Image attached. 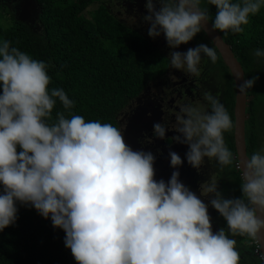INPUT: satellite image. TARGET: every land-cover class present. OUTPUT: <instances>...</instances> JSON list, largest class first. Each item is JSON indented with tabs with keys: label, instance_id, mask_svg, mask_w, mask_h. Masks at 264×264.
<instances>
[{
	"label": "clouds",
	"instance_id": "obj_1",
	"mask_svg": "<svg viewBox=\"0 0 264 264\" xmlns=\"http://www.w3.org/2000/svg\"><path fill=\"white\" fill-rule=\"evenodd\" d=\"M207 3L216 8L211 30L224 34L243 33L264 7V0ZM145 8L149 37L163 34L173 49L172 68L199 76L202 56L216 62V48L205 44L174 51L205 31L209 12L201 0H145ZM253 55L264 58V50ZM257 79L244 80L238 92L246 97ZM50 83L45 62L0 41V231L16 222L20 203L64 231L77 264H239L230 237L264 247V147L235 165L243 180L239 198H224L215 183L207 187L212 208L227 224V232L214 233L208 205L179 180V171L167 183L157 181L155 156L133 150L118 127L64 112L50 123L57 99L69 112L75 104ZM205 100L210 111L180 108L173 139L187 145L185 159L195 169L205 158L233 165L223 135L233 120L218 98L205 93ZM166 131L161 122L153 124L156 138L165 139ZM168 155L172 168L184 163L178 153Z\"/></svg>",
	"mask_w": 264,
	"mask_h": 264
},
{
	"label": "trees",
	"instance_id": "obj_2",
	"mask_svg": "<svg viewBox=\"0 0 264 264\" xmlns=\"http://www.w3.org/2000/svg\"><path fill=\"white\" fill-rule=\"evenodd\" d=\"M34 1L41 31H33L5 7L9 25L5 28L0 24V41L8 40L11 46L45 62L51 77L49 89L62 88L75 101L69 112L57 99L49 122H55L57 112H64L66 117L81 115L86 121L99 120L118 127V114L149 82L165 73L168 60L139 33L116 20L106 7L108 0ZM94 4L97 5L92 8ZM201 7L208 9L212 23L215 6L201 0ZM242 27L243 33H218L231 47L245 80L258 77L247 92L250 100L246 108L245 140L250 157L259 150V121L264 110V58L253 55L256 49L264 50V7ZM195 37L213 47L202 32ZM206 65L207 83H212L216 89L221 87L218 100L233 120L231 75L218 52L216 62L207 58ZM223 135L234 157L233 128ZM236 163L234 158L233 165L221 169L224 173L220 175V185L226 198L241 196L243 181ZM17 209L16 222L0 231V264H77L71 250L65 247L64 231L54 228L50 218H43L31 205L17 203ZM221 220L224 222L220 229L227 232L222 216ZM230 238L237 241L239 264H264L261 255L256 253L258 248L254 241L246 236Z\"/></svg>",
	"mask_w": 264,
	"mask_h": 264
},
{
	"label": "rangeland",
	"instance_id": "obj_3",
	"mask_svg": "<svg viewBox=\"0 0 264 264\" xmlns=\"http://www.w3.org/2000/svg\"><path fill=\"white\" fill-rule=\"evenodd\" d=\"M0 24L5 27V25H9V18H7L8 10H10L11 15L14 16L16 19L26 23L30 26V28L39 33L40 26L38 21L39 11L38 6L35 4L33 0H0ZM6 5V6H5ZM97 4H94L92 8H95ZM109 6V9L111 10L112 14L119 20L124 21L129 27L134 28L135 30L140 31V33L149 39L152 44L159 46L160 48H165V45L167 46V42L161 34L159 37L151 38L148 35V28L150 25L143 20V17L148 15L147 10L145 8V0H111L107 3ZM7 7V9L5 8ZM159 7V5H157ZM198 46L196 43L195 38H193L191 41H189L187 44H182L178 48L174 49V51H180L185 52L188 48H194ZM170 51H173V49L166 50L165 53L168 55ZM169 56V55H168ZM204 57L202 56L201 63L198 65L200 69V75L199 76H193L189 73H187L185 70H182V76H185V78H189V80H193V78H196L200 80L202 74L206 72V67L204 64ZM170 58V56H169ZM172 68V67H171ZM174 69V68H172ZM172 75V71L170 72ZM169 74V75H170ZM164 80V79H163ZM161 81L159 83H156L151 86L145 93H143L138 100L131 101L125 109H123L117 116V122H118V128L123 132L125 141L128 145L131 146V148L134 150L135 147L139 146V136L135 135H141L143 131L148 128V122L154 121L155 119H159L158 122L164 124L165 126L168 125L170 121L173 120V117L166 113V110L169 108H163L162 111L159 110H153V113L145 112L143 113L144 106L148 103V101H155L153 100V96L156 98H161L162 96H165V87L171 82L170 80L167 81ZM156 82V81H155ZM151 82V83H155ZM149 83V84H151ZM205 91V90H204ZM200 89L199 84H197V89L195 90V93L193 94L192 99H186L182 98V100H175L172 104H179V101L184 102V105H192L196 108H198L200 111H210V108L208 107V102L205 100V92ZM167 100L171 101V98H168ZM174 107V106H171ZM178 114L181 113L180 110H176ZM166 113V114H165ZM176 118V117H175ZM144 123V124H142ZM260 130H259V149L261 147H264V110L261 112V119L259 121ZM149 128H153V125ZM174 128V127H173ZM169 131H166L165 137L167 136V133L170 134L173 133L172 129H168ZM158 147L162 149L164 152L169 153L170 150L169 147L163 142V139L158 138ZM211 161V160H210ZM203 178L199 179L194 182V179L191 181V186L193 187V183L197 186L198 190H201L202 194H206V196L210 199H212V195L207 192V187L210 184H217V179L215 178L214 174L216 173V170L214 169L213 175L210 173V177L207 178V172H210V166H208V159L206 158V163L203 165ZM212 175V176H211ZM155 179L157 181L163 179L159 174H155ZM164 180V179H163ZM165 181V180H164ZM166 182V181H165ZM206 203L209 205L210 200L206 201ZM211 214L215 211L214 208H210ZM211 217V216H210ZM215 218L211 217V225H212V231L215 232Z\"/></svg>",
	"mask_w": 264,
	"mask_h": 264
},
{
	"label": "flooded vegetation",
	"instance_id": "obj_4",
	"mask_svg": "<svg viewBox=\"0 0 264 264\" xmlns=\"http://www.w3.org/2000/svg\"><path fill=\"white\" fill-rule=\"evenodd\" d=\"M110 1L111 0H108L107 3ZM107 3H106V7L109 9V6L107 5ZM109 13L116 20H118L120 23L129 27L124 21L117 19L112 14L110 9H109ZM38 18H39V16H38ZM129 28L136 31L137 33H139L143 38H145L149 43H151V41L149 39H147L146 37H144L140 33V31L135 30L132 27H129ZM194 38H195L196 43L198 45H200V44L207 45L204 41H199V39H197L196 37H194ZM151 45L154 46L155 48H157L159 51H161L162 55L168 60V66H167L165 73L160 78L155 80L156 82L151 81V82H155V83L149 82L151 84L148 83L147 86L145 87V89L133 100H138V98L143 93H145L149 88H151L152 85L161 82L163 79H164L163 81H167V80L171 79V82H169V84L167 86H164L165 92H166L165 96H162L161 98H156L155 96H153L152 98L155 101L149 100L148 103L143 108V113L144 114H145V112L153 113L152 112L153 110L162 111V109L165 107L169 108L168 110H166V113L168 112V114L173 117V120L168 123L166 128L172 129L173 133L170 134L168 132L165 139H163V142L169 147L170 150H173L174 152L178 153L180 155L181 159L184 161V163L178 169L172 168L170 166V157H169L168 153L164 152L162 149H160L158 147V138H156L153 135V128H149V127L152 126L154 123H157L159 121V119H155L154 121L148 122L149 127L146 128L141 135L140 134L135 135V136H139L140 138H139V146L135 147L134 150H143L145 152L150 151L155 156V161H154L155 174H159L166 181V183L170 179L172 172L178 170L180 173L179 180L184 185L189 187V189L192 192H194L205 204H207L206 201L211 200V199L208 198L206 196V194H202L201 190H198L197 186L194 183H193V187L190 184L193 179L195 182V181L203 178V174H202L203 173V166H201L199 169H195L191 165H189L185 159V153L188 150L187 145L176 143L173 139V137L176 135L175 130L178 127V118L183 115V114H178L176 112V110H180V108L182 106H184V102L179 101V104H175V105L172 103H174L175 100H178V99L182 100V98H185V100L186 99H192L193 94L195 93V90L197 89V84H199L200 89L202 91L205 90L204 91L205 93H209V94L215 96L216 98H218V96H220L219 92L221 91V87H218L216 89V86L214 87V85L212 83H209V82L207 83L206 78L208 76V73H207L208 70H206V72L201 75V77L199 78L200 80H198L196 78H193V80H189V78H187V77L185 78V76H182V70H177V69L171 68L170 58L165 53L166 50H169L168 46L165 45V48H160L159 46L154 45L152 43H151ZM207 58L208 57H204L205 67L207 66L206 65ZM206 69H208V67H206ZM171 71H172V75L170 74ZM168 98H171V101L167 100ZM133 100H131V101H133ZM171 106H174V107H171ZM208 107H209V105H208ZM163 117L161 118V120L163 119ZM161 120H160V122H161ZM142 124H144V123H142ZM204 163H206V158L204 160ZM208 166H210L211 171L207 172V178L210 177V173L213 175L214 169H215L216 173L214 174V176L217 179V182L219 184L217 187V190L222 193L224 198H226V194L222 191V185H220V180H221L220 175H222L224 173V172L221 173V169L225 168V166H223V167L220 166L217 163V161H215L214 159L211 161L208 160ZM213 167H214V169H213ZM228 194H229V191H228ZM210 208H211V204L208 205V213L211 217H216L215 218V222H216L215 223V232H216L220 229V226L222 225V223L224 221L221 220V216L219 215V213L216 210L211 214Z\"/></svg>",
	"mask_w": 264,
	"mask_h": 264
},
{
	"label": "water",
	"instance_id": "obj_5",
	"mask_svg": "<svg viewBox=\"0 0 264 264\" xmlns=\"http://www.w3.org/2000/svg\"><path fill=\"white\" fill-rule=\"evenodd\" d=\"M201 32L205 35V37L208 39L210 44L216 48V51L218 52L224 65L227 67L231 75V78L233 80V84H234L233 143L235 148L234 158L238 163L239 160L244 161L248 158L246 140H245V124L247 120V115H246L247 102L250 100V98H248L247 96L243 97L238 92V85L243 83V81L245 80L244 71L240 63L238 62L237 58L234 56L231 47L225 43V41L222 39L218 31L211 30L210 22L206 26L205 31L202 30ZM238 75L242 76V79H237ZM238 170L240 172V176L242 179V172L240 171V169ZM258 251L260 255L264 254V247L261 248L258 246Z\"/></svg>",
	"mask_w": 264,
	"mask_h": 264
}]
</instances>
